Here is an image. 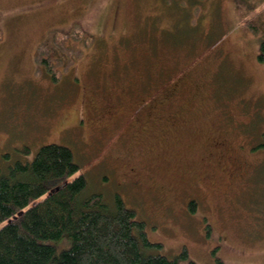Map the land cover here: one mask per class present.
Masks as SVG:
<instances>
[{"label": "rangeland", "instance_id": "rangeland-1", "mask_svg": "<svg viewBox=\"0 0 264 264\" xmlns=\"http://www.w3.org/2000/svg\"><path fill=\"white\" fill-rule=\"evenodd\" d=\"M254 1L0 0L2 168L66 144L79 168L60 183L83 174L107 202L122 195L162 243L152 252L264 264L263 34L243 24ZM76 23L93 44L60 81L37 74L38 44Z\"/></svg>", "mask_w": 264, "mask_h": 264}, {"label": "trees", "instance_id": "trees-1", "mask_svg": "<svg viewBox=\"0 0 264 264\" xmlns=\"http://www.w3.org/2000/svg\"><path fill=\"white\" fill-rule=\"evenodd\" d=\"M260 4L264 0L254 1L255 7ZM200 11L201 6L195 8L197 17ZM257 13V21L246 19L243 24L251 33L263 34L258 57L264 63V5ZM51 33V42L38 44L37 74L46 66L60 81L82 57L81 45L93 44V36L79 23L68 32ZM60 50L66 57L57 54ZM262 137L263 148L264 129ZM78 168L71 147L56 142L43 144L32 160H17L8 170L0 163V264H180V257H188L187 248L173 257L152 252L162 243L148 238L146 220L122 195L107 202L101 192L90 190L83 174L60 183ZM195 205L191 202V209ZM65 235L73 241L68 248L57 249L49 241ZM188 264L197 262L190 259Z\"/></svg>", "mask_w": 264, "mask_h": 264}]
</instances>
